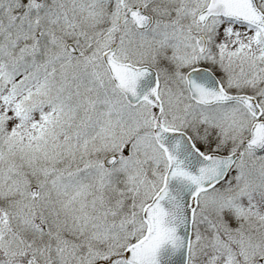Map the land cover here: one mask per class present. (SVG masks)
<instances>
[{"label":"snow or ice","instance_id":"6c2138e0","mask_svg":"<svg viewBox=\"0 0 264 264\" xmlns=\"http://www.w3.org/2000/svg\"><path fill=\"white\" fill-rule=\"evenodd\" d=\"M0 264H264V0H0Z\"/></svg>","mask_w":264,"mask_h":264}]
</instances>
